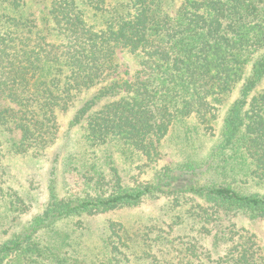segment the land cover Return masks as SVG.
I'll return each mask as SVG.
<instances>
[{"label":"trees","instance_id":"16d2710c","mask_svg":"<svg viewBox=\"0 0 264 264\" xmlns=\"http://www.w3.org/2000/svg\"><path fill=\"white\" fill-rule=\"evenodd\" d=\"M121 52L137 70H121ZM237 88L202 163L125 180L121 161L153 166L177 123L208 130ZM77 101L67 133L84 125V146L54 155L50 198L1 246L0 264H264L258 234L238 220H264V193L233 182L264 189V0H0V154L45 157ZM60 170L68 195L56 192ZM157 194L181 210L178 244L174 229L164 247L157 231L155 249L151 227L114 218L93 247L82 241L93 219Z\"/></svg>","mask_w":264,"mask_h":264},{"label":"rangeland","instance_id":"374dc122","mask_svg":"<svg viewBox=\"0 0 264 264\" xmlns=\"http://www.w3.org/2000/svg\"><path fill=\"white\" fill-rule=\"evenodd\" d=\"M119 60L123 63L122 71H125L128 67L131 71H135L139 66L137 59L125 52L119 54ZM86 96H82V98ZM238 96L239 88L232 95L225 98L219 106L216 118L210 122L208 130L195 118L177 123L162 142L160 159L153 166H141L145 162L137 160V158L134 162L121 161L119 164L125 180L129 183L136 180H151L156 177L159 171H162V167L165 165L181 169L180 166L191 160L202 163L220 142L227 108ZM78 101L70 110L59 113L61 130L58 142L49 148L45 157L30 158L10 153L3 156L0 154V188L2 189V191L0 190V248L11 240L15 234L27 231L26 228H28L30 222L44 210L52 191L50 170L54 155L57 152H62L65 155L71 150H81L84 146V125L72 128L69 135L67 133L76 110L75 107L80 104ZM61 166L62 159L58 164L59 169ZM61 175L62 171L60 170L57 176L56 192L59 195H68L69 188L65 184L66 178L63 180ZM233 182L236 187L243 188L245 192L259 191L264 193V189L255 186V184L246 185ZM17 194L25 199L26 205L23 204V201L16 199ZM15 200H17L16 203ZM170 205L172 204L166 195L157 194L146 198L138 207L123 209L109 216L95 218L89 222L92 225V232L90 234L86 232L87 234H85L82 241H86L88 246L93 247L94 243L99 240V234L104 224L108 222L109 218H114L126 221L136 229L141 228L139 229L140 232L145 231L143 227H151L153 229L151 233H154L151 235V242L155 245V249L159 248V245L154 241L157 238V231L164 235V239L160 243L161 246L164 247V242L168 237L165 232L170 229H174V234H171L169 238L171 240L176 239L173 241L178 244L186 238L185 235L189 231L186 232L184 225L174 224L181 210ZM238 220L239 224L256 232L264 246V220H251L246 217ZM175 243L167 247L174 246ZM17 264L29 263L17 259Z\"/></svg>","mask_w":264,"mask_h":264}]
</instances>
